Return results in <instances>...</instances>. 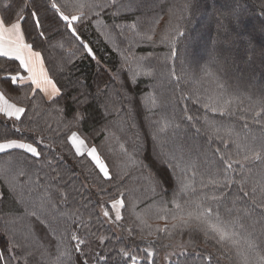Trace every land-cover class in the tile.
I'll return each mask as SVG.
<instances>
[{
    "label": "trees",
    "instance_id": "trees-1",
    "mask_svg": "<svg viewBox=\"0 0 264 264\" xmlns=\"http://www.w3.org/2000/svg\"><path fill=\"white\" fill-rule=\"evenodd\" d=\"M57 2L84 13L75 25L79 39L54 16L49 0H34L21 23L25 42L41 52L45 72L61 89L59 103L32 96L28 85L0 83L10 102L27 109L21 121L0 115V143L43 139L41 159L29 156L25 175H17L16 162L27 154H0V253L11 264H24L23 256L13 259L17 251L31 252L32 264H58L75 233L87 243L65 264H264V159L244 160L264 146V0ZM5 3L15 8L0 0V17ZM37 10L40 28L30 16ZM72 132L97 148L117 179L102 181L88 158L73 154L65 142ZM160 137L165 142L158 149ZM221 156L246 164L234 163L225 174ZM182 181L191 185L187 191H179ZM121 193L123 219L113 220L123 227L118 233L100 208L101 200L111 204ZM173 200L187 206L185 216L199 204L224 222L236 221V243L206 236L197 221L173 229ZM17 242L22 249L11 251Z\"/></svg>",
    "mask_w": 264,
    "mask_h": 264
},
{
    "label": "snow or ice",
    "instance_id": "snow-or-ice-1",
    "mask_svg": "<svg viewBox=\"0 0 264 264\" xmlns=\"http://www.w3.org/2000/svg\"><path fill=\"white\" fill-rule=\"evenodd\" d=\"M114 2V0H113ZM11 4H15V8L10 7L9 3H5L3 7L7 9V14L0 17V58H5L3 61H0V83H10L11 85H28L31 95L35 96L38 93H43V96L46 97L51 104L52 102L59 103L58 97H61V89L57 87L56 83L48 76L44 71L43 59L41 52L34 50L33 44L25 42L26 29L22 28V21L25 19L24 10L28 8L30 4H34V0H19V3H16V0H10ZM92 5H89L91 7ZM98 8H102L103 5H95ZM49 7L53 11L54 16L58 17L60 21L64 23L65 28L71 33L72 36L79 39L77 28L75 25L84 19V13L81 11L80 15H74L68 11L67 4H60L57 0H49ZM83 5H81V8ZM30 16L34 21V26L36 28L42 27L40 22V17L37 11L30 12ZM15 17V18H13ZM135 28V25L132 26ZM183 33H179L182 35ZM41 37H44L45 33L43 31L39 34ZM147 39L152 40V36L149 35ZM87 49L89 55H91V49L87 45H84ZM174 54V52H173ZM8 62H18L15 64H9ZM15 68L14 72L8 71L9 68ZM27 73V75H22L20 70ZM145 75H150L151 73H144ZM154 103V101H153ZM228 103L226 102L224 107L220 109V114L224 115L227 110ZM218 109L212 107L211 111L216 112ZM27 109L24 106H18L14 102H10L6 96V93L0 91V115L11 121H21V118L25 116ZM257 116H260V113H256ZM83 119V115L79 112L74 116V120L77 122ZM191 119V117H189ZM169 125H165L164 128H161L160 131L163 132ZM17 132L20 131L19 128L15 129ZM219 129H217L218 131ZM231 134L230 132L228 133ZM67 144L71 146L73 154L78 157L88 158L97 169L100 178L102 181L112 182L117 177H114L110 172L108 165L102 160L97 148L95 146H89L87 140L83 138L78 132H72L69 136L66 137ZM43 143V139L35 142H23L22 139H6L5 142L0 143V154L5 153L10 149L21 150L22 153L27 154L24 161H17V175H25V168L27 166V158L30 156L34 158L35 161H40L42 152L39 150V145ZM239 147V145H237ZM219 151V150H218ZM221 161L224 163L225 174L231 171L234 163H240V161H235L231 159H225L221 156ZM262 160L264 159V146L260 150H253L250 154L244 156V160ZM48 167H52V162L47 161ZM190 167L191 165H186ZM176 165H174V168ZM55 172V169H53ZM58 175V174H57ZM209 183H219L218 181L212 180ZM228 186L227 183L224 185ZM191 185L189 183L181 182L179 191H187ZM100 193L103 195L106 193V189L103 187V183L99 186ZM245 196H248V192L243 193ZM63 199H67L66 196L62 195ZM217 199V197H213ZM173 203H176L173 200ZM179 208V204H176ZM125 207V202L123 199V194L121 193L120 198H115L111 202L110 210L105 208L103 211V216L110 220L119 222L123 219L121 212L118 209ZM111 212H115L114 217L110 215ZM35 215V213H33ZM162 219L164 217H161ZM175 223L172 224V228L178 227H189L193 221L199 222L202 225V230L205 235L217 239L218 242H223L230 240L233 243H236L234 237L235 232L231 230V225L235 224L236 221L224 222L221 220L219 215H214L213 209L211 207H201V205L196 206L195 211H190L187 215H176L172 217ZM75 223V221H74ZM158 231H169V229H158ZM69 240L74 242L72 244L71 251L65 250L58 254L57 261L58 264H65L66 260L71 259V252L83 253V247L87 242L85 239L81 238L78 234L72 233L69 236ZM100 242H104V238H100ZM249 247H254L253 241H248ZM20 243H15L11 251H16L22 249ZM121 254L125 257L128 256V253L124 250H121ZM152 253H148V256H152ZM18 256L24 257V264H32L31 252L17 251L16 256L13 259H16ZM135 260V257H130ZM210 259V258H209ZM0 264H11L10 261H7L6 256L3 253H0ZM84 264H87V261H84Z\"/></svg>",
    "mask_w": 264,
    "mask_h": 264
},
{
    "label": "rangeland",
    "instance_id": "rangeland-1",
    "mask_svg": "<svg viewBox=\"0 0 264 264\" xmlns=\"http://www.w3.org/2000/svg\"><path fill=\"white\" fill-rule=\"evenodd\" d=\"M206 13L207 12H203V13H201L200 15H199V18L200 17H205L206 16ZM201 22H199V24H200ZM209 24L207 23V26H208ZM197 30V29H196ZM205 42L207 43V40H205ZM203 52V53H202ZM204 52L205 51H203V50H199V51H197L196 52V56L199 58V60H205V56L203 55L204 54ZM165 141H162V139H161V137L160 138H158V144H157V147H158V149L160 148V146L164 143ZM89 144V143H88ZM89 146H92V145H90L89 144ZM233 152L235 153V155H237L238 153H239V151H238V147L236 146H234L233 148ZM101 156V155H100ZM168 156H170L171 157V154H169L168 153ZM233 159H235V158H233ZM239 161H240V163H238L239 165H244L245 166V164H246V161H243L241 158L239 159ZM233 169V168H232ZM235 175L237 176V172H236V170H235ZM150 182H153V179H152V177H151V180H150ZM137 196L138 197H140L142 194H141V189H139V190H137ZM101 202H102V204L104 205V206H101V208H100V211H104L105 210V206H106V208H108L109 210H110V206H111V204L108 202V201H106V200H101ZM156 203H159L160 204V209H162L164 206H166L164 203H162V202H160V201H158V202H156ZM176 204H178V203H174V205L172 206V207H170V210H172V214L174 215V216H176V215H184L185 214V212L186 211H189V209L187 208V206H185V205H179V208L176 206ZM168 206H170V203H169V201H168ZM167 206V207H168ZM104 207V208H103ZM148 208V207H147ZM147 208H143V209H141L140 211H138V213L140 212V214L141 213H143V212H147ZM154 209V210H153ZM152 209V211L153 212H156V211H158L159 210V208L157 207V206H155L154 208ZM168 209V208H167ZM120 212H121V209H118ZM132 210V211H131ZM130 212H135L134 211V209L133 208H130ZM110 213H111V211H110ZM122 214V213H121ZM112 215H113V217H114V215H115V212H112ZM133 216L135 215V214H132ZM102 219H103V221L106 223V224H108L114 231H116V232H118V233H121V231H122V228L123 227H121V225H118V224H116L113 220H110V219H108V218H105L104 216H103V214H102ZM127 231V230H126ZM175 253V251H169V254H174Z\"/></svg>",
    "mask_w": 264,
    "mask_h": 264
},
{
    "label": "crops",
    "instance_id": "crops-1",
    "mask_svg": "<svg viewBox=\"0 0 264 264\" xmlns=\"http://www.w3.org/2000/svg\"><path fill=\"white\" fill-rule=\"evenodd\" d=\"M45 71V70H44ZM10 150H12V149H10ZM7 151H9V150H7Z\"/></svg>",
    "mask_w": 264,
    "mask_h": 264
}]
</instances>
